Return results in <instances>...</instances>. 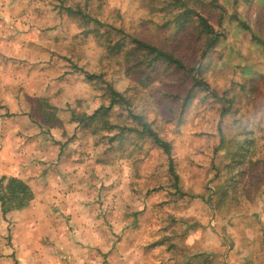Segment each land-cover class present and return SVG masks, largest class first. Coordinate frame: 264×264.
<instances>
[{"label":"rangeland","instance_id":"obj_1","mask_svg":"<svg viewBox=\"0 0 264 264\" xmlns=\"http://www.w3.org/2000/svg\"><path fill=\"white\" fill-rule=\"evenodd\" d=\"M184 2L214 26L212 46L197 21L178 25L172 0H0V109L60 145L84 206L82 232L72 218L56 238L34 230L37 264H264V0ZM134 37L198 72L151 63ZM109 86L125 128H79L73 116L109 105Z\"/></svg>","mask_w":264,"mask_h":264},{"label":"crops","instance_id":"obj_2","mask_svg":"<svg viewBox=\"0 0 264 264\" xmlns=\"http://www.w3.org/2000/svg\"><path fill=\"white\" fill-rule=\"evenodd\" d=\"M7 47L5 44L4 48ZM0 101L3 106V28L0 29ZM10 112L16 113V110ZM15 115L3 116L0 109V178L6 175L23 179L31 186L34 198L26 207L6 214L0 202V253H3L0 264H16L17 261L37 264L40 248L34 246L37 236L34 230L43 229L47 240L46 231L50 229L56 238L60 233L57 226L63 223L62 219L72 218L77 223L76 233L82 232L80 215L84 206L77 199V188L69 183V174L64 168L68 157L61 152L60 145L49 141L50 138L34 135L39 132V126L35 132L33 125L36 124L29 117L23 119ZM18 124L21 126L17 127ZM7 237H11L9 242Z\"/></svg>","mask_w":264,"mask_h":264},{"label":"trees","instance_id":"obj_3","mask_svg":"<svg viewBox=\"0 0 264 264\" xmlns=\"http://www.w3.org/2000/svg\"><path fill=\"white\" fill-rule=\"evenodd\" d=\"M174 4H180L181 12L176 15V22L182 28V26L187 22L197 21L198 27H200V31L210 36L208 41V45L212 46L217 40L214 26L208 21L206 17L196 12L195 9L188 7L184 0H172ZM66 12L69 15H81L82 17H86L82 11L74 10L71 6L66 7ZM194 15V16H193ZM99 21V20H95ZM244 25V24H243ZM133 42L136 45V49L147 52V55L152 56V62L157 60H162L163 62L174 65L178 69H185L190 72L197 71L196 68L188 69L187 66L177 57H175L170 52L164 51L160 47L150 44L147 41L138 39L136 37L132 38ZM90 79H94L95 76L92 74H87ZM194 86L197 87H206L208 88V84L202 80L201 78L194 76ZM110 94V104L105 105L102 104L98 108H96L92 113H83L79 116L75 117V120L78 122V127L83 129H88L92 134H97L100 131L112 132L118 129H124L125 126L121 127L118 124H114L110 121V112L114 105L117 103L126 102V98L123 93L115 90L111 86L107 88ZM53 108V107H52ZM55 108V107H54ZM224 114V113H223ZM49 118H47L46 122H52V117L54 118L53 113H48ZM130 116L137 120L141 125L140 133L146 134L150 138L153 139L155 144L162 148L165 153H171V145L168 141L163 139L157 131H155L151 124L145 121L143 116L133 114L131 112ZM130 127V126H129ZM128 128V127H127ZM131 129V128H129ZM114 139V138H112ZM252 143V142H251ZM170 168L173 171L172 162H170ZM34 198V192L31 186L21 178L14 176H2L0 178V202L2 206L3 213L6 214L9 211L22 209L30 204L31 200Z\"/></svg>","mask_w":264,"mask_h":264}]
</instances>
